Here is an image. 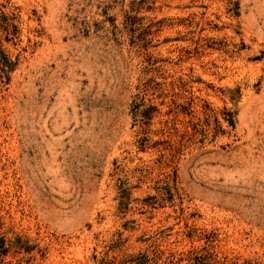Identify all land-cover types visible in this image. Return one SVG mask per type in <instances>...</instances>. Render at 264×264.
<instances>
[{"label": "rangeland", "instance_id": "obj_1", "mask_svg": "<svg viewBox=\"0 0 264 264\" xmlns=\"http://www.w3.org/2000/svg\"><path fill=\"white\" fill-rule=\"evenodd\" d=\"M0 264H264V0H0Z\"/></svg>", "mask_w": 264, "mask_h": 264}]
</instances>
